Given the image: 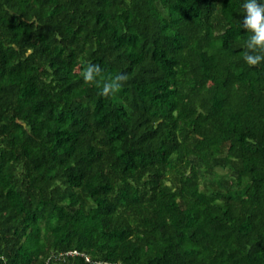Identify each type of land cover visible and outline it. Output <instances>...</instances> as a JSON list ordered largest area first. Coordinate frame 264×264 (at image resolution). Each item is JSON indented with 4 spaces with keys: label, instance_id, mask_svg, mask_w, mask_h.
I'll use <instances>...</instances> for the list:
<instances>
[{
    "label": "trees",
    "instance_id": "1",
    "mask_svg": "<svg viewBox=\"0 0 264 264\" xmlns=\"http://www.w3.org/2000/svg\"><path fill=\"white\" fill-rule=\"evenodd\" d=\"M242 3L0 0V264H264Z\"/></svg>",
    "mask_w": 264,
    "mask_h": 264
},
{
    "label": "clouds",
    "instance_id": "2",
    "mask_svg": "<svg viewBox=\"0 0 264 264\" xmlns=\"http://www.w3.org/2000/svg\"><path fill=\"white\" fill-rule=\"evenodd\" d=\"M243 19L240 27L248 34L243 42V61L250 67L264 63V0H243ZM86 85L99 88V95L115 97L128 81L126 73L105 77L100 65L88 63L81 73Z\"/></svg>",
    "mask_w": 264,
    "mask_h": 264
},
{
    "label": "built area",
    "instance_id": "3",
    "mask_svg": "<svg viewBox=\"0 0 264 264\" xmlns=\"http://www.w3.org/2000/svg\"><path fill=\"white\" fill-rule=\"evenodd\" d=\"M97 264H109V263H106V262H100V263H97ZM112 264H120V263H112Z\"/></svg>",
    "mask_w": 264,
    "mask_h": 264
}]
</instances>
